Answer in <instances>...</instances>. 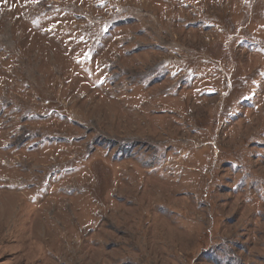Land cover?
Segmentation results:
<instances>
[{
    "label": "rangeland",
    "instance_id": "rangeland-1",
    "mask_svg": "<svg viewBox=\"0 0 264 264\" xmlns=\"http://www.w3.org/2000/svg\"><path fill=\"white\" fill-rule=\"evenodd\" d=\"M0 264H264V0H0Z\"/></svg>",
    "mask_w": 264,
    "mask_h": 264
}]
</instances>
